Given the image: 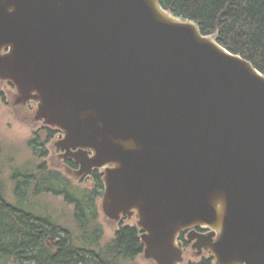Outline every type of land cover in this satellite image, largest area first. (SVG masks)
<instances>
[{"label":"water","instance_id":"obj_1","mask_svg":"<svg viewBox=\"0 0 264 264\" xmlns=\"http://www.w3.org/2000/svg\"><path fill=\"white\" fill-rule=\"evenodd\" d=\"M0 77L103 170L108 217L137 211L146 257L180 263L189 230L217 264H264V75L194 21L160 0H0Z\"/></svg>","mask_w":264,"mask_h":264},{"label":"trees","instance_id":"obj_2","mask_svg":"<svg viewBox=\"0 0 264 264\" xmlns=\"http://www.w3.org/2000/svg\"><path fill=\"white\" fill-rule=\"evenodd\" d=\"M176 16L194 21L203 35L215 36L229 52L250 61L264 75V0H160ZM5 94L0 90V101ZM47 139L39 133L29 141L34 166L12 170L13 200L8 199L6 183L0 177V264H137L144 253L141 230L121 225L112 239L103 242L97 200L104 195L103 174L93 173V188L75 184L65 174L47 167ZM1 152V149H0ZM72 169L78 163L69 159ZM45 194L62 196L74 205V221L58 219L42 209ZM36 203H38L36 207ZM180 242H188L184 236ZM188 264H213V257Z\"/></svg>","mask_w":264,"mask_h":264},{"label":"rangeland","instance_id":"obj_3","mask_svg":"<svg viewBox=\"0 0 264 264\" xmlns=\"http://www.w3.org/2000/svg\"><path fill=\"white\" fill-rule=\"evenodd\" d=\"M0 90L5 94V100L0 101V177L6 183V191L8 199L14 201L12 196L14 192V183L11 181L12 170L16 168L32 167L35 164L43 162L34 156L29 141L35 137L36 133L41 135L42 140L47 139V130L53 131V138L46 143L45 149L48 154L45 158L47 167L57 172L65 174L75 184L84 188H93L94 179L92 174H82L80 172L81 165L78 162V168L72 169L68 165V160L72 159L76 162L75 157L67 156L65 150L60 147V141L63 133L56 127L50 126L45 120L38 118L39 102L26 101L18 88L8 79L0 77ZM76 152V151H74ZM77 163V162H76ZM103 174V170H98ZM105 193V190H104ZM103 197L98 198L97 205L99 211V222L104 229V240L112 239L115 232L121 225L137 226L140 218L137 211L132 214L120 215L119 219H111L104 211ZM15 202V201H14ZM42 209H49L58 219L63 222L72 223L74 221V205L67 204L62 196H54L45 194L41 201ZM38 203H36V207ZM188 235V234H187ZM185 246L181 242L183 250V260L178 264H188L189 262H197L202 258L213 257L208 250H203L200 254L193 249V242L189 241L186 236ZM137 264H158L154 259H150L141 254L137 257ZM213 264H217L213 258Z\"/></svg>","mask_w":264,"mask_h":264},{"label":"flooded vegetation","instance_id":"obj_4","mask_svg":"<svg viewBox=\"0 0 264 264\" xmlns=\"http://www.w3.org/2000/svg\"><path fill=\"white\" fill-rule=\"evenodd\" d=\"M197 231H198L199 233H201V234H206V233H208V231L205 230V229H197ZM189 232H190L189 230L183 231V232L181 233L180 237H181V236H184V239H185L186 236L188 237L187 234H189ZM179 240H180V239H179ZM182 245H183V244H182Z\"/></svg>","mask_w":264,"mask_h":264}]
</instances>
